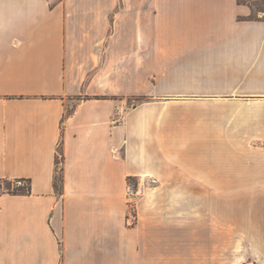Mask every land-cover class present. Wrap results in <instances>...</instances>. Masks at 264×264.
Here are the masks:
<instances>
[{
    "label": "crops",
    "instance_id": "0c3cea01",
    "mask_svg": "<svg viewBox=\"0 0 264 264\" xmlns=\"http://www.w3.org/2000/svg\"><path fill=\"white\" fill-rule=\"evenodd\" d=\"M258 5L160 0L143 70L124 0H0V264H264Z\"/></svg>",
    "mask_w": 264,
    "mask_h": 264
},
{
    "label": "rangeland",
    "instance_id": "374dc122",
    "mask_svg": "<svg viewBox=\"0 0 264 264\" xmlns=\"http://www.w3.org/2000/svg\"><path fill=\"white\" fill-rule=\"evenodd\" d=\"M160 0H124L126 20L124 23V33L121 37L128 39L142 40V61L143 70H149L150 62L156 60L155 42L158 36L159 12L158 3ZM245 1V0H240ZM259 9H264V5H258ZM256 15V14H255ZM131 99L130 103H137L142 100ZM239 178L244 181V171L239 174ZM245 264H257L256 262H246Z\"/></svg>",
    "mask_w": 264,
    "mask_h": 264
},
{
    "label": "built area",
    "instance_id": "2783aa9c",
    "mask_svg": "<svg viewBox=\"0 0 264 264\" xmlns=\"http://www.w3.org/2000/svg\"><path fill=\"white\" fill-rule=\"evenodd\" d=\"M151 182L155 181L154 178H151ZM6 182L10 183V185L6 187H0V189L5 190H18V189H26L28 190L30 188V183L25 178H16L14 180H7ZM139 180L135 179H129L128 185H127V194L129 196H137L139 194ZM129 223H132V220L129 221Z\"/></svg>",
    "mask_w": 264,
    "mask_h": 264
},
{
    "label": "trees",
    "instance_id": "16d2710c",
    "mask_svg": "<svg viewBox=\"0 0 264 264\" xmlns=\"http://www.w3.org/2000/svg\"><path fill=\"white\" fill-rule=\"evenodd\" d=\"M142 99H144V97L142 98ZM63 160V156H62V158H57V164L59 165L60 163H61V161ZM129 179H133L132 177H130ZM63 181V173H62V168L61 167H59L58 169H57V173H56V186H57V188H60V183Z\"/></svg>",
    "mask_w": 264,
    "mask_h": 264
}]
</instances>
